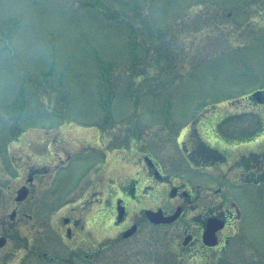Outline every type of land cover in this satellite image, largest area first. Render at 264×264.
Returning <instances> with one entry per match:
<instances>
[{"label":"rangeland","instance_id":"rangeland-1","mask_svg":"<svg viewBox=\"0 0 264 264\" xmlns=\"http://www.w3.org/2000/svg\"><path fill=\"white\" fill-rule=\"evenodd\" d=\"M260 90L264 0H0V264H66L51 228L62 213L52 210L77 195L98 154L58 170L50 149L81 151L97 132L210 184L178 137L198 128L209 143L206 124L226 140L259 139L264 152V103L247 99ZM22 186L37 191L20 202ZM234 190L242 217L209 259L177 254L168 227L83 264H264V185Z\"/></svg>","mask_w":264,"mask_h":264},{"label":"flooded vegetation","instance_id":"flooded-vegetation-1","mask_svg":"<svg viewBox=\"0 0 264 264\" xmlns=\"http://www.w3.org/2000/svg\"><path fill=\"white\" fill-rule=\"evenodd\" d=\"M256 99L263 101L264 95ZM199 134L198 128L185 129L177 145L191 169L204 173L212 181L205 185L171 173L162 159L142 150L141 144L109 146L107 138L96 137L97 132L92 140L80 141L83 145L92 144L83 146L81 151L75 148V152H67L66 157L50 149L49 157L61 158L59 168H68L71 162L85 159L88 153L98 154L81 179L77 195L52 210L56 215L62 213L54 219L51 228L54 243L58 240L64 243L67 254L64 262H96L105 250L138 241V237L144 240L150 235L148 229L154 228H171L166 236H172L169 239L174 241L176 253L181 257L190 255L196 261L204 260L209 259L213 251L226 248L228 232L241 213L226 181L260 185L264 181L263 144L259 139L231 143L204 132V137L213 144L208 145ZM232 171H236L234 176H230ZM104 174H107L105 178ZM38 175V170L32 172L29 178L32 185L40 181ZM36 191L26 186L19 190L21 197L26 196L23 200ZM51 197L56 202L58 194ZM180 232L182 239L178 242L175 234ZM213 242L216 245H208ZM50 259L57 261L60 257L54 255Z\"/></svg>","mask_w":264,"mask_h":264},{"label":"water","instance_id":"water-1","mask_svg":"<svg viewBox=\"0 0 264 264\" xmlns=\"http://www.w3.org/2000/svg\"><path fill=\"white\" fill-rule=\"evenodd\" d=\"M257 95V94H256ZM22 197H19L18 199L20 200ZM0 244H2V242L0 241ZM210 245H213L214 243H209Z\"/></svg>","mask_w":264,"mask_h":264}]
</instances>
